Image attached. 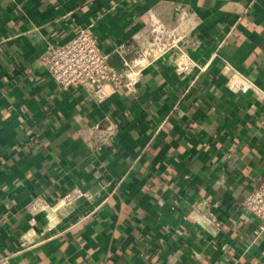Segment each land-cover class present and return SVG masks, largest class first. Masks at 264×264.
<instances>
[{"label":"crops","instance_id":"0c3cea01","mask_svg":"<svg viewBox=\"0 0 264 264\" xmlns=\"http://www.w3.org/2000/svg\"><path fill=\"white\" fill-rule=\"evenodd\" d=\"M151 11H186L198 43L148 63L134 94L98 101L41 63L85 28L121 71ZM107 118L117 133L92 151L76 132ZM263 178L264 0H0V264H264L242 205ZM74 187L56 223L29 224L30 201ZM204 199L218 226L190 217Z\"/></svg>","mask_w":264,"mask_h":264},{"label":"built area","instance_id":"2783aa9c","mask_svg":"<svg viewBox=\"0 0 264 264\" xmlns=\"http://www.w3.org/2000/svg\"><path fill=\"white\" fill-rule=\"evenodd\" d=\"M151 12L146 31L129 47H118L117 50L125 54L124 68L121 71L110 64L108 54L100 47L95 35L85 28H81L68 40L46 42L41 63L61 88L75 86L98 101L119 87H125L134 94L142 69L148 63L180 40L187 45L198 43L197 39L190 38V30L194 25L186 11H181L169 26L163 23L155 11ZM184 59L185 57L179 59L182 67L187 66ZM107 85H110L112 90L108 91ZM237 86L245 88L247 85L238 83ZM116 133L117 124L107 118L102 122L80 127L76 135L87 148L97 151ZM86 194L85 191L74 187L61 196L49 199L35 197L26 207L29 224L35 225L37 217L47 220L48 226L56 223V213L60 206L68 205ZM210 204L207 199L196 202L189 212L190 217L203 226H210L212 223L218 226L219 222L211 211ZM242 205L247 218L258 222V225L264 228V178L247 191ZM227 247L222 246L223 251H226Z\"/></svg>","mask_w":264,"mask_h":264},{"label":"bare ground","instance_id":"6f19581e","mask_svg":"<svg viewBox=\"0 0 264 264\" xmlns=\"http://www.w3.org/2000/svg\"><path fill=\"white\" fill-rule=\"evenodd\" d=\"M54 215V214H53ZM53 215L51 217H53Z\"/></svg>","mask_w":264,"mask_h":264}]
</instances>
